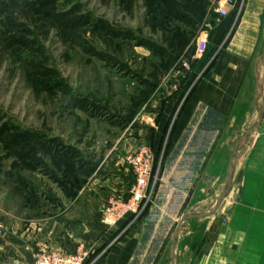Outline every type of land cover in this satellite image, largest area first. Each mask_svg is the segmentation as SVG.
Segmentation results:
<instances>
[{
	"label": "rangeland",
	"instance_id": "1",
	"mask_svg": "<svg viewBox=\"0 0 264 264\" xmlns=\"http://www.w3.org/2000/svg\"><path fill=\"white\" fill-rule=\"evenodd\" d=\"M230 1L221 18L224 0H0V197L64 208V195L80 207L82 193L101 211L128 203L150 168L131 222L154 223L159 264H177L180 218L213 206L224 183H195L167 130L227 38L201 58L196 39L240 18L244 0Z\"/></svg>",
	"mask_w": 264,
	"mask_h": 264
},
{
	"label": "crops",
	"instance_id": "2",
	"mask_svg": "<svg viewBox=\"0 0 264 264\" xmlns=\"http://www.w3.org/2000/svg\"><path fill=\"white\" fill-rule=\"evenodd\" d=\"M239 15L230 32L229 19L208 26L209 46L226 43L167 130L174 150L184 151L177 164L193 169L195 183H224L213 206L180 218L177 264H264V0H244ZM80 194V207L64 195V208L59 199L45 207L49 201L39 197L32 208L2 194L0 264H35L41 247L69 255L82 250L92 264H159L154 223L131 222L127 214L108 225L102 210L89 209L88 196L75 199Z\"/></svg>",
	"mask_w": 264,
	"mask_h": 264
},
{
	"label": "built area",
	"instance_id": "3",
	"mask_svg": "<svg viewBox=\"0 0 264 264\" xmlns=\"http://www.w3.org/2000/svg\"><path fill=\"white\" fill-rule=\"evenodd\" d=\"M232 4L230 0H224L223 4L219 6L215 12L221 17L226 18L228 11L225 7ZM231 7V6H230ZM206 36H199L195 41V56L201 58L207 49ZM144 158L146 163L151 159L149 149H144L140 155V159ZM153 179L152 170L144 168L136 172V184L132 188V198L126 204L116 202L112 208H105L102 210V220L108 225H112L117 220L122 219L127 214H131L132 218H136L139 213V204L145 198V191ZM2 226L0 225V235L2 234ZM35 264H92L87 263V254L78 250L74 254H64L50 250L48 247H41L35 255Z\"/></svg>",
	"mask_w": 264,
	"mask_h": 264
},
{
	"label": "trees",
	"instance_id": "4",
	"mask_svg": "<svg viewBox=\"0 0 264 264\" xmlns=\"http://www.w3.org/2000/svg\"><path fill=\"white\" fill-rule=\"evenodd\" d=\"M68 20H69V19H68ZM77 20H78V19H77ZM82 20H84V19H82ZM74 21H75V19H74V20H73V19H70V21H68V22H69L68 24H72ZM78 21H79V20H78ZM84 21H85V24H86V23H87V24H88V23L91 24V21H88V19H85ZM95 24H96V22L94 23V25H95ZM110 32H111V34L115 37V32L112 31V30H111ZM188 40H189V38H188ZM209 66H210V65H209ZM209 66H208V67H209ZM207 69H208V68H207ZM207 69H206V70H207ZM206 70H205V72H206Z\"/></svg>",
	"mask_w": 264,
	"mask_h": 264
}]
</instances>
